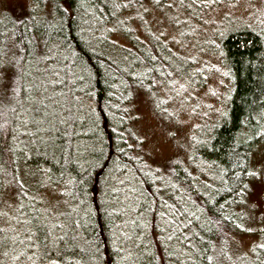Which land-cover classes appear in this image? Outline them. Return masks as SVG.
Masks as SVG:
<instances>
[{
  "label": "trees",
  "instance_id": "1",
  "mask_svg": "<svg viewBox=\"0 0 264 264\" xmlns=\"http://www.w3.org/2000/svg\"><path fill=\"white\" fill-rule=\"evenodd\" d=\"M220 1L225 0H28L24 6L6 9L0 19V48L9 65L6 71L22 76L15 95L0 99V181L13 193L0 198V264H23L27 257L37 264H71L70 259L75 264H80L78 260L81 264H213L218 239H228L225 246L234 240L237 246L236 237L242 232L230 206L248 181L253 152L264 142V32L240 27L221 36L219 59L231 84L227 105L205 138L193 140L188 164L180 158L166 164L164 175L173 181L171 191L162 177L152 180L156 171L145 170L129 147L134 91L145 87L149 92L164 71L172 73L170 61L148 45L157 40L147 26L143 38L137 25H142L150 6L159 10L171 2L186 13L191 5L216 7ZM167 53L173 56L170 49ZM50 80L48 88L40 86ZM50 87L60 88L67 99H82L79 110L85 116L82 120L71 116L67 102L61 122L39 119L45 126L46 139H42L34 130L38 124L26 116L37 111L35 99ZM30 168L60 182L71 192L76 209L61 213L68 229L74 224L72 233L58 236L54 247L44 234L40 238L44 251L27 256L17 253L18 244L5 238L8 219L1 209L14 198H24L29 185L22 184L20 175H27ZM128 170L139 181L144 199L137 204L143 221L133 245L121 244L123 202L119 204L112 190L116 177ZM18 214L11 220L23 225L15 218ZM165 215L177 236L182 235L185 220L190 240L166 241ZM171 244L188 245V258L182 261L168 254ZM86 247H91V255ZM251 249L255 264H262V245L253 244Z\"/></svg>",
  "mask_w": 264,
  "mask_h": 264
},
{
  "label": "rangeland",
  "instance_id": "2",
  "mask_svg": "<svg viewBox=\"0 0 264 264\" xmlns=\"http://www.w3.org/2000/svg\"><path fill=\"white\" fill-rule=\"evenodd\" d=\"M27 2L28 0H0V19L7 13V8L14 9ZM170 5L159 10L150 6L152 10L145 13L142 25H137V34L143 38H146V34L142 30L147 26L152 38L157 40L148 45L156 48L161 58L170 61L172 73L167 75L163 70L164 74L160 76V80L156 79V84L153 82L149 92L145 93V87L134 91L130 107L133 117L129 147L131 154L145 170L156 171L152 180L162 177V184L171 191L174 188L173 181L169 175H164L166 164L177 158L188 164L193 140L198 136L199 140L205 138L209 126L218 119L227 105L231 84L219 59L221 36L240 27H252L262 34L264 0H225L220 1L216 7L202 6L205 7L202 12V7L191 5L186 13L176 8L175 3L170 2ZM124 25L128 27L127 24ZM111 38L115 39L116 35ZM169 49L173 56L167 53ZM154 54L152 52L153 56ZM52 82L53 80L41 81L40 86L48 88ZM54 82L57 84L59 81ZM50 88L42 97L35 99L33 106L37 111H30L26 116L27 120L38 124L34 130L42 135V139H46V135H43L45 126H40L39 119L55 118L61 122L66 118L67 102L70 103L71 116L79 120L85 116L79 110L82 99L74 96L67 99L60 88ZM44 105L46 107L41 110ZM132 177L133 174L128 170L119 174L112 185L119 204L123 202V220L119 224V238L123 245H133L138 234L137 227L143 221V213L138 211L137 204L143 203L144 199L140 193L139 181ZM20 179L22 184L28 183V190L24 193V198H14L10 205L1 209V214L8 219L4 226V236L7 240L10 239V243L18 244L17 253L27 252V256L33 252L41 254L45 247L40 238L44 234L51 239L50 243L54 247L58 236L66 238L68 231L72 233L74 224L68 229L61 213L69 208L71 212L75 211L76 205L71 192L52 177H45L40 170L30 168L27 175L24 172L20 175ZM178 194H181L180 190ZM8 203L10 202L4 204ZM230 209L235 211L238 217L237 228L242 233L236 237L237 246L234 240L226 246L224 241H229L228 239L222 237L217 240L220 243L216 244L215 254L211 257L213 264H255L251 246L256 243L262 245L260 259L264 264V142L253 152L248 181ZM18 211L15 218L22 220L23 225L11 220ZM75 216L72 213L74 221ZM194 217L197 218L195 214ZM32 223H37L39 228ZM163 224L166 241L176 238L182 242L190 240L185 220L183 233L178 236L169 216L163 217ZM26 227L29 228L28 233L25 231ZM258 234L261 236L258 237ZM223 245L225 248L222 254ZM86 248L91 255V247ZM168 254L177 255L184 261L189 256L188 245H168ZM70 261L75 264L74 259ZM23 264L37 263L27 257Z\"/></svg>",
  "mask_w": 264,
  "mask_h": 264
},
{
  "label": "snow or ice",
  "instance_id": "3",
  "mask_svg": "<svg viewBox=\"0 0 264 264\" xmlns=\"http://www.w3.org/2000/svg\"><path fill=\"white\" fill-rule=\"evenodd\" d=\"M159 2L160 0H156V3ZM12 64L16 67H22V65H20L18 61H13ZM6 69H9V65L4 59L2 48H0V99L8 96L10 93L15 95L18 89V80L22 76V73L20 72L12 70L6 71ZM11 195H13V193L10 191H6L3 181H0V198Z\"/></svg>",
  "mask_w": 264,
  "mask_h": 264
}]
</instances>
